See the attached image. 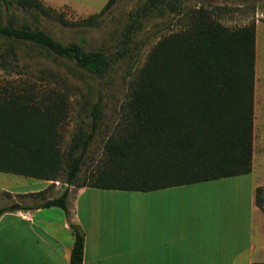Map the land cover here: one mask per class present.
Masks as SVG:
<instances>
[{"label":"trees","instance_id":"16d2710c","mask_svg":"<svg viewBox=\"0 0 264 264\" xmlns=\"http://www.w3.org/2000/svg\"><path fill=\"white\" fill-rule=\"evenodd\" d=\"M118 0H109L96 14L69 21L44 0L17 2L24 9L56 18L65 25H99L98 17ZM173 0H149L146 9L163 10ZM165 12V11H160ZM0 23V68L15 70L18 45H28L74 61L92 73L106 74L117 57L86 50L78 42L65 44L32 24L12 17ZM256 27L230 30L210 11H198L190 28L160 41L119 108V119L105 141V159L82 176L88 150L104 118L103 99L90 106L91 130L80 127L67 150L60 128L67 119L66 91L35 86L0 87V171L55 182L68 187L59 196L47 189L20 194L41 202L22 210L62 208L75 242L71 264H84L86 236L72 220L71 187L151 190L250 173L254 160V93ZM13 197L10 192H6ZM256 204L264 210V187L256 189ZM11 206L0 207V217ZM253 264H264L256 262Z\"/></svg>","mask_w":264,"mask_h":264},{"label":"crops","instance_id":"0c3cea01","mask_svg":"<svg viewBox=\"0 0 264 264\" xmlns=\"http://www.w3.org/2000/svg\"><path fill=\"white\" fill-rule=\"evenodd\" d=\"M254 171L255 134L250 173L151 190L80 188L86 198L71 212L85 232L84 264L264 262V212L256 204L264 184L250 177ZM43 181L28 193L52 184ZM74 242L62 208L0 217V264H71Z\"/></svg>","mask_w":264,"mask_h":264},{"label":"rangeland","instance_id":"374dc122","mask_svg":"<svg viewBox=\"0 0 264 264\" xmlns=\"http://www.w3.org/2000/svg\"><path fill=\"white\" fill-rule=\"evenodd\" d=\"M44 1L69 21L77 22L99 13L109 0ZM148 3L149 0H118L97 18L99 25H65L36 9H24L17 2H11L8 7L0 4L2 24L12 17L18 25L32 24L35 28L50 32L65 44L78 42L86 50H99L117 57L112 68L106 74L99 75L78 66L72 60L28 45H18L19 67L15 70L0 68V87L19 90L35 86L40 92L54 87L58 91H66L69 110L60 128L64 150L70 147L80 127L88 132L91 130L90 106L100 98L103 99L104 118L88 150L81 174L84 176L86 170L94 169L104 162L105 141L119 119L120 105L127 99L160 41L187 31L198 11H210L217 21L230 30L255 25V171L250 177L258 184H264V0H173L171 4H164L163 10H148ZM51 185V196L61 195L68 187L64 179ZM44 186L41 179L0 171V190H3L0 192V207L41 202L32 197H9L4 190L28 193ZM85 198L76 187H71L70 206L73 209Z\"/></svg>","mask_w":264,"mask_h":264},{"label":"water","instance_id":"95a60500","mask_svg":"<svg viewBox=\"0 0 264 264\" xmlns=\"http://www.w3.org/2000/svg\"><path fill=\"white\" fill-rule=\"evenodd\" d=\"M21 207H22V204H21V203H16V204L12 205V208H13L14 210H20Z\"/></svg>","mask_w":264,"mask_h":264},{"label":"built area","instance_id":"2783aa9c","mask_svg":"<svg viewBox=\"0 0 264 264\" xmlns=\"http://www.w3.org/2000/svg\"><path fill=\"white\" fill-rule=\"evenodd\" d=\"M58 182V181H57Z\"/></svg>","mask_w":264,"mask_h":264}]
</instances>
